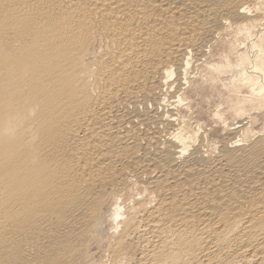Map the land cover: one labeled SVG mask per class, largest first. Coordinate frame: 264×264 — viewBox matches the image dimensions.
<instances>
[{
    "label": "bare ground",
    "instance_id": "bare-ground-1",
    "mask_svg": "<svg viewBox=\"0 0 264 264\" xmlns=\"http://www.w3.org/2000/svg\"><path fill=\"white\" fill-rule=\"evenodd\" d=\"M254 2L0 0V264H264V31L208 61ZM203 65L235 100L213 147Z\"/></svg>",
    "mask_w": 264,
    "mask_h": 264
},
{
    "label": "rangeland",
    "instance_id": "rangeland-1",
    "mask_svg": "<svg viewBox=\"0 0 264 264\" xmlns=\"http://www.w3.org/2000/svg\"><path fill=\"white\" fill-rule=\"evenodd\" d=\"M263 10H264L263 4H260L259 2H254L250 8L249 13L252 11L250 13L251 15L253 12L254 13L256 12V15H255L256 19L253 20L252 22H249L246 25V27H249L250 31L244 30L242 28L234 29L232 32H229V30H225L223 34L221 35V37L219 38L218 42L215 43L212 56L209 58L208 61L213 62L217 59H220L227 52H230V54H233L234 51L232 50L237 51V49L240 50V49H243V47H246L249 43L248 41L249 38H254V39L258 38V35L264 31V26H263L264 21L262 22V20H264ZM257 13H261V14H257ZM247 31H249V33ZM239 44H241V46H239ZM206 68H207L206 65H203L202 67H200V70L195 77L196 78L195 81L192 82L193 84L189 88V96L191 100L190 102L191 110L189 111V120L190 121L193 120L190 123H194L195 121L200 120L199 122L204 123L206 125V128H208V126L211 128L210 133H209L210 134L209 138L211 140L210 143L212 144V146L210 147H213L214 145L218 146V144H220V140L222 139V136H223L222 134L223 124L222 122L220 123L219 121H215L216 119L215 117H213V115L215 112L220 111L222 113V118L226 122L227 125H230L232 121L235 122L236 120V118L234 117L235 115L232 113L231 109L229 108L231 105L235 104V100H231L230 98H225L228 92V88H226L223 85L224 82L216 81L213 84H211V81L208 80L209 74ZM247 95L248 94L245 90L242 92V94L239 97L247 96ZM183 111H185V109H183ZM255 111H256V114H254ZM258 111L260 110L249 111L251 112L252 115H257L259 117V120H258L259 122H257L252 129L253 134L261 130L264 124V115H262L261 112L258 113ZM194 126H195V123L191 124L192 128H194ZM194 129H196V127ZM107 208L108 206L105 207V210ZM102 219L103 221L99 225H97L96 230H98L97 234L100 235V238L105 239L107 238L108 235L110 236L112 234V231L114 232L118 230L117 227L114 228L115 227L114 224L117 222V220H114V219L112 220V218H109V213L107 214V212L104 214ZM104 248H105V242H101L98 245H95L94 247H92L91 251L93 252L92 253L93 257L91 256V258H93L94 260H99V258L101 257L100 259H102L105 256Z\"/></svg>",
    "mask_w": 264,
    "mask_h": 264
}]
</instances>
